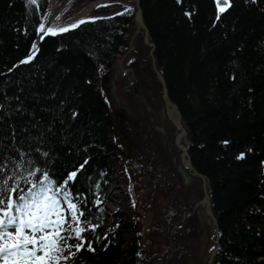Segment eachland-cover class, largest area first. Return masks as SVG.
Instances as JSON below:
<instances>
[{"label": "trees", "instance_id": "1", "mask_svg": "<svg viewBox=\"0 0 264 264\" xmlns=\"http://www.w3.org/2000/svg\"><path fill=\"white\" fill-rule=\"evenodd\" d=\"M47 1L0 0V164L25 190V180L42 179L28 175L40 168L56 182L54 190L79 202L85 247L62 264H186L193 252V201L182 194L191 183L175 171L176 131L163 113L155 71L180 114L191 165L206 178L217 230L211 264H264V0H230L224 13L215 0H139L148 44L139 28L128 51L134 6L97 4L92 12L101 16L45 36L34 58L21 63L33 54L27 56ZM91 1L73 0L67 13ZM122 54L116 94L134 117H119L113 136L112 113L95 81H107ZM121 138L130 139L126 152L138 158L142 193L164 196L159 225L146 239L153 245L162 238L159 250L140 244L128 209L109 218L104 212ZM73 171L76 178L64 187Z\"/></svg>", "mask_w": 264, "mask_h": 264}, {"label": "snow or ice", "instance_id": "2", "mask_svg": "<svg viewBox=\"0 0 264 264\" xmlns=\"http://www.w3.org/2000/svg\"><path fill=\"white\" fill-rule=\"evenodd\" d=\"M27 3L36 4L37 0H27ZM216 4L218 13H224L231 7L230 0H216ZM129 11L131 10L125 9V12ZM219 18L218 14L217 19ZM86 22L80 20L69 27L58 29L46 28L42 23L39 31L45 36L57 35L58 32H67L70 28H76ZM33 49L38 50L35 44ZM34 55L35 52L21 63L30 62ZM223 143L227 144L228 141ZM41 155L47 157L49 154L43 152ZM237 158L243 159V153ZM87 162L85 160L84 164ZM83 167V164L80 165L81 169ZM37 173H42V179L25 180L30 185L25 190L20 187V181L15 180L14 175H5L4 165L0 164V264H62V261L69 260L85 247L83 233L86 227L81 225L87 224V220L81 219L85 217V212L78 207L79 202L74 203L71 194L59 186L54 190L56 182L46 171L36 168L28 175L35 177ZM76 176L77 172L73 171L64 181V187ZM10 181L14 183H9ZM64 204L67 205L68 215H65ZM96 227L98 225L91 226V230L94 232ZM70 240H75L76 243H69ZM87 249L95 250L91 242L87 243Z\"/></svg>", "mask_w": 264, "mask_h": 264}, {"label": "rangeland", "instance_id": "3", "mask_svg": "<svg viewBox=\"0 0 264 264\" xmlns=\"http://www.w3.org/2000/svg\"><path fill=\"white\" fill-rule=\"evenodd\" d=\"M56 1H58L57 3H59L60 0H56ZM111 1L121 2L125 7L134 6V0H93L91 2L85 3L79 8H76L72 13L68 14L67 12H68V9L70 8L71 3L73 2L72 1L67 7H65V9L62 12V15L59 16L57 23H59L60 25L57 27V29L60 27H69L70 25L77 23L78 21L83 20V19H91V18H96V17L101 16L99 14H94L92 12V8L97 4L107 3ZM49 2L50 0L47 1V7L41 19H43L46 16V13L49 7L48 6ZM215 3H216V0H215ZM216 8L218 10L217 4H216ZM51 27H53V25ZM134 34L135 33H133V36H131L129 43L130 42L133 43V40L135 37ZM131 43L128 44V46L130 45L132 47ZM123 55L124 54H122L121 56L123 57ZM119 59L114 62L112 73H115L114 78L116 79L118 85H121L122 84V79L120 78V73L122 72L121 63H120V67L117 66ZM107 81H100L99 79L96 78V81H95L96 88L102 89L103 85ZM115 95L117 96L116 92H115ZM117 98L119 99L118 96ZM106 100H107V97H106ZM119 103L123 105L120 99H119ZM108 105L112 113L111 118L114 119L115 121L119 120L120 118H124V117H126L127 119L134 117L133 113L129 109H128L129 111H127V110L119 108V106L116 103H114L113 100L111 101L110 104L108 103ZM163 113H165L166 118L169 120L168 113L166 112L165 109ZM157 118H159V116H157ZM120 122L121 120L119 121V123H117L116 121L115 127L119 125ZM114 131L115 129L112 130V135L116 136L114 134L118 133V129L115 131V133ZM172 138L169 135L168 140H166V145L169 148V151L173 150L172 145H171ZM118 140L122 143V144H119L117 142L120 146L118 147V149L120 150V153H122V155H120L119 153L117 154V156H114V154H112L111 156V158L115 157L117 161L115 163L116 165L113 168H111L109 171L110 180H109L108 188L106 191V202L104 204V212L107 218H109L111 213H113V211H115L118 208L128 209L129 210L128 212L131 213L132 218H134V220L136 221V228L139 232L138 235H139L140 244L148 245L146 241V239L150 237V234L148 233L150 232V229L152 228L154 229V227L155 228L158 227L159 212L165 208L164 207L165 205L164 196L162 194H154L152 190H148L147 193L145 194L142 193L141 186H140L141 181H140V177L137 176L138 172L136 169V166H137L136 161L138 160V158L130 153L127 154L126 152L129 149L130 144H131L130 139L123 138L122 140L121 138ZM183 143L184 141H181L182 145ZM178 155H179L178 159L175 158L174 155H172L175 160L174 165L176 166L180 162L182 166H186V164L184 163L185 159L183 158V155L181 153L180 154L178 153ZM185 174L188 177V180L191 183V185L189 187L183 188L182 194L187 201L186 203L191 204L190 201H193V202L196 201L194 200V197H196L195 195H197V198L198 197L200 198L201 196L200 180L198 181V180L189 179V176L191 175H189L186 171H185ZM169 177L170 176L168 174L165 177V179L169 181ZM61 201L63 203V199H61ZM193 202L192 204L195 203ZM64 207L66 209L65 215H68L67 205L64 204ZM203 208L204 206H198L195 208V210H198V214H196L197 215L196 219L195 217L193 219L194 221H196L195 224L191 223L194 226V230H193V238L191 237L189 239V243L191 245V249L193 252L187 259L186 264H205L206 259H207V253L209 250H211L210 249L212 245L211 235L213 231H215V227L211 223V220L208 219L207 216L204 214ZM199 222L203 224V229L201 232L203 233V235L201 238H200L201 229L198 228V224H197ZM165 245L166 243L164 242V240L160 238L159 236H156L154 239L153 245H148V246L156 250H159L161 247Z\"/></svg>", "mask_w": 264, "mask_h": 264}, {"label": "water", "instance_id": "4", "mask_svg": "<svg viewBox=\"0 0 264 264\" xmlns=\"http://www.w3.org/2000/svg\"><path fill=\"white\" fill-rule=\"evenodd\" d=\"M72 1L73 0H60L57 5H59V6L61 5L62 6V5L67 3V5L65 6V7H67ZM138 1L139 0H134V8L135 9H134V12H133V16H134V21H135V24H136V27H137L134 33L137 32L138 28H141L143 30L144 42L146 44H148V42L146 41L147 30H146V28H145V26H144V24H143V22H142V20L140 18V9H139V5H138ZM51 16H52V14H50V12L48 13V11H47L46 16L43 19L40 20L39 25H38L37 30H36V34H35L33 45L35 44L36 46H38V44L42 40L41 37L42 36H43V38L45 37V35L39 31V26H40V24L43 23V24H45L46 28L49 27V20H50ZM129 49H130V45L128 46L126 51H128ZM33 51H34V49L32 48L29 51V53L27 54V56L32 54ZM121 59H122V56L120 57L118 65H117L119 67H120ZM114 74L115 73H112L111 77H109L108 81L103 85V87L101 89L102 94L104 96L106 95L107 101H108L109 104L113 100L114 103H116L119 106V108L129 111L127 107H125V106H123V105H121L119 103V99L115 95L116 87H115V84H114ZM155 74H156V77L160 81V84H161V99H162V103H163V108L166 110V112L169 110L173 114V117H174V122H173L174 124L173 125H174L176 133H175V135L173 137V144L176 147V149L178 150V153L179 154L182 153V155H184V157L186 159V166H182L181 163L179 162L175 166V171L178 174V176L180 177V179H181L183 184H186L187 181H188V177L186 176L185 171L189 175L195 176V177H197L200 180L201 196L193 204L192 208L194 209L197 205H199V203L201 204L202 203L201 202L202 198L205 199V203H203V205H204L203 212L207 216V218L211 220V223L215 227L214 243L216 244L217 243L216 218L214 217V215H213V213L211 212V209H210L209 196H208L207 189H206V178H205V176L203 174H201L198 171H196L194 169V167L191 165L190 158L188 156L187 149H186V144L188 143V140L186 138V131H185L184 127L181 124L180 114H179V112L177 110L176 105L174 103H172L169 100V98L167 97V95H166V89H165V85H164L162 76L157 71H155ZM110 121H111L112 130H114V127L116 125V121L114 119H112V118H110ZM181 139H182V141H184L183 145L180 144V140ZM120 155H122V153H120ZM214 251H215V247H213L210 250L205 264H211V259H212V255H213Z\"/></svg>", "mask_w": 264, "mask_h": 264}, {"label": "bare ground", "instance_id": "5", "mask_svg": "<svg viewBox=\"0 0 264 264\" xmlns=\"http://www.w3.org/2000/svg\"><path fill=\"white\" fill-rule=\"evenodd\" d=\"M57 2L58 1H56V0H50L49 5H48L49 6L48 7V13L50 12V14H52V16H51V18L49 20V27H51L53 25V28H57L60 25L59 23H57V20H58L59 16L62 15V12L65 9V6L67 5V3H66V4H64L62 6L61 5L59 6V5H57L58 4ZM167 113H168V116H169V120L171 121L172 124H174L173 123L174 122L173 114L169 110L167 111ZM181 141H182V139L180 140V144H181ZM183 158L185 159L184 155H183ZM184 163L186 164V159H185ZM201 200H202L201 201L202 203L201 204L199 203V205H197L196 207L204 206L203 203H205V199L202 198Z\"/></svg>", "mask_w": 264, "mask_h": 264}, {"label": "flooded vegetation", "instance_id": "6", "mask_svg": "<svg viewBox=\"0 0 264 264\" xmlns=\"http://www.w3.org/2000/svg\"><path fill=\"white\" fill-rule=\"evenodd\" d=\"M186 184H190L189 180H188V182H187ZM190 185H191V184H190ZM198 198H199V197H198ZM198 198H197V199H198ZM197 199H196V200H197ZM194 202H196V201H194ZM192 207H193V204H192L191 209L189 210L188 214L191 215V216L193 217V219H194V217H195V219H196V217H197L196 214H198V210H195V208L193 209ZM195 222H196V221L192 220V223L195 224ZM197 224H198V228L201 229V231H200V238H201L202 235H203V233H201V232H202V229H203V224H201L200 222L197 223ZM201 225H202V226H201ZM194 236H195V234H194Z\"/></svg>", "mask_w": 264, "mask_h": 264}]
</instances>
